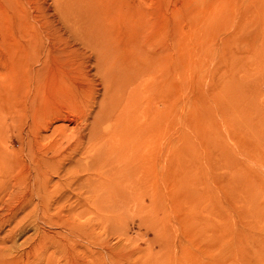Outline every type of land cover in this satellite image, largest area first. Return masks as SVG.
<instances>
[{"label": "rangeland", "instance_id": "rangeland-1", "mask_svg": "<svg viewBox=\"0 0 264 264\" xmlns=\"http://www.w3.org/2000/svg\"><path fill=\"white\" fill-rule=\"evenodd\" d=\"M67 1L0 0L28 59L0 104V152L21 163L18 184L0 181V264H264V0H81L75 15ZM105 39L143 97L103 180L85 156L108 147L87 138ZM62 152L71 174L49 170L61 184L33 199L30 158Z\"/></svg>", "mask_w": 264, "mask_h": 264}, {"label": "bare ground", "instance_id": "bare-ground-1", "mask_svg": "<svg viewBox=\"0 0 264 264\" xmlns=\"http://www.w3.org/2000/svg\"><path fill=\"white\" fill-rule=\"evenodd\" d=\"M78 1L81 0H68L66 3V9L69 12L71 11L72 6L74 7V10L72 12L73 15H75L78 11L80 12L82 8V6H77ZM212 6L214 7V5ZM9 21L11 20L8 14H5L0 6V43L5 46L6 50V55L4 58H2L4 59V63L6 64L4 70L5 74L4 76H2V74L0 73V84L3 86V89H0V104H7L8 106H12L13 101L15 100L14 98H16L17 94L15 71L17 67H20V65H26L28 59L26 57L20 58V56L17 54L16 47L13 44L14 40ZM112 48L113 43L106 39L98 40L97 44L93 48V54L95 56L94 64L97 68L98 75L102 77L101 79L105 84V94L100 101L101 106L94 114V120H92L89 124V135L87 137L88 141L90 140L91 143L90 146L88 145L90 149L93 145L96 146V144L98 145L99 143L105 144L106 141H108L106 143L108 144V147L105 148L106 150L104 149L103 155L99 156L94 154H87L85 156L88 162H91L93 165H95L96 171L100 174L99 179L103 180L105 176L108 175V171L111 175L113 174L114 161L112 157L115 156V153L111 150L113 149V146L115 144L114 142H118L119 139H123L126 136V133L134 134L141 132V129L131 130L128 127V125L130 126V121H132L130 119L133 115H131L130 113H134V111L137 110L136 108H139V105L141 104L140 102L142 92L140 93L141 90L137 89L140 90L137 91L135 88V80L140 75V72L136 70L131 61L125 64L122 63L124 62L123 60L122 62L120 60H117ZM130 109H132V111H129ZM136 113L137 118L141 117L140 111H137ZM51 114L52 112L49 111L48 115ZM50 127L51 123L48 124V127L46 125L44 126V128L46 129H49ZM85 140V136H83V134L81 133L80 137H78L77 140L75 139L72 143V152L67 157H69L71 161H76L78 163L75 164V166L81 167L83 165V163L81 162L85 161L83 157L75 156V154L78 152V147L82 148L85 145ZM32 141L33 139H30L28 143H31ZM88 141H86V143ZM10 142H14L13 137L10 139ZM0 143H7V141L5 140V138L0 136ZM85 152H88L87 147ZM66 154H68V152H64V154L63 152L55 153L54 155L56 157V161L54 159L48 160V158H46L44 155L39 156L36 153L33 154V156L30 158V161H33L34 163L29 166V171H32L31 177L35 179V182L37 183V186L35 188L38 189H32L33 191H37V193L32 194V198L34 196L46 197L53 190V188H56V186L61 184V182H52L53 180L49 175V170H55V175L59 177L69 175L70 170L66 167L64 159ZM114 158H116V156ZM95 163H101L102 165L97 169ZM20 165L21 163H19V165L17 166L16 159L7 154V151L3 150V152H0V177L2 178L0 181L6 180V183L11 182L18 184L20 180L17 176L13 177V174ZM75 175H73V177ZM79 176H75L76 178L73 180L74 183L73 185H71V187L75 186V188L78 190L80 189L79 185L77 184L78 181H80ZM72 178L70 177V182L72 181ZM98 184L106 185L104 181L100 180L98 181ZM94 185L95 184L93 183V187ZM43 204L46 208H51L53 206V204L51 205L50 202Z\"/></svg>", "mask_w": 264, "mask_h": 264}]
</instances>
